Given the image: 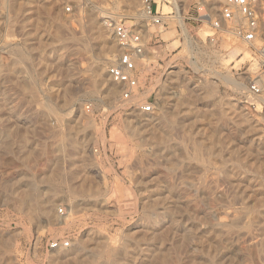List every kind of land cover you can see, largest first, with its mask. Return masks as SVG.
I'll use <instances>...</instances> for the list:
<instances>
[{"label":"rangeland","instance_id":"rangeland-1","mask_svg":"<svg viewBox=\"0 0 264 264\" xmlns=\"http://www.w3.org/2000/svg\"><path fill=\"white\" fill-rule=\"evenodd\" d=\"M200 1L151 0L183 20L148 34L145 0H0V264H264V96L250 51L188 20ZM111 16L146 36L150 114L107 74Z\"/></svg>","mask_w":264,"mask_h":264},{"label":"built area","instance_id":"built-area-1","mask_svg":"<svg viewBox=\"0 0 264 264\" xmlns=\"http://www.w3.org/2000/svg\"><path fill=\"white\" fill-rule=\"evenodd\" d=\"M143 9L149 27L164 28L169 22L176 21L173 14L157 12L151 0H145ZM188 20L213 30V38H232L250 50L255 72L245 97L251 105L260 103L264 96V0H203L196 4L194 14ZM107 25L113 30L120 48L108 66V74L120 89L121 101L126 102L144 92L141 67L149 62L145 56L147 40L139 26L128 24L124 18L119 21L108 19ZM135 107L144 113H152L155 102L147 101ZM50 247H71V242L54 240Z\"/></svg>","mask_w":264,"mask_h":264},{"label":"bare ground","instance_id":"bare-ground-1","mask_svg":"<svg viewBox=\"0 0 264 264\" xmlns=\"http://www.w3.org/2000/svg\"><path fill=\"white\" fill-rule=\"evenodd\" d=\"M133 5V4H132ZM131 5V3L130 4H128V7L129 8H131V7H134V6H132ZM144 6V5H143ZM142 18H144L145 17V13H144V9L142 10ZM177 14H178V17L176 16V19H178L179 20V22H180V24H181V22H182V20H183V17L181 16V13H180V11H179V9L177 8ZM92 16V15H91ZM93 17V16H92ZM91 17V18H92ZM110 19H112V20H115V21H117V19L115 18V17H112L111 16V18ZM91 22H90V25H91V28H95V24H96V22H95V20H90ZM98 29V28H97ZM92 30V29H91ZM146 32L148 33V34H151L152 32H151V30L149 29V27H148V25H146ZM116 42H117V40H116ZM117 44H118V42H117ZM105 46L103 47V52H102V54H101V63H98L97 65H96V70L98 71L97 73H99L100 71V73L101 74H99V77H101V80H102V83H106V80H105V78H104V73H103V64H104V60L106 61V60H112L113 58H111L110 59V57L113 55V53H114V50L112 49V48H110V46L108 47V46H106V44H104ZM243 45V44H242ZM119 46V45H118ZM15 47V46H14ZM120 49V48H119ZM12 49H10V51H11ZM18 50V49H17ZM16 50V51H17ZM15 51V52H16ZM246 51V50H245ZM250 51V50H249ZM17 53V52H16ZM119 53V52H118ZM22 54V53H21ZM246 54H248L247 52H246ZM118 55V54H117ZM113 56H115V55H113ZM19 57V56H18ZM116 57V56H115ZM114 60H115V58H114ZM256 66H257V64H256ZM107 74H108V67H107ZM109 75V74H108ZM107 77V76H106ZM110 77V76H109ZM111 78V77H110ZM103 85V84H102ZM114 85L115 86H117L115 83H114ZM237 87V89H241L242 90V88H240L239 86H236ZM117 88L119 89V87L117 86ZM106 92L104 93L105 94V96H106V98H112V96L114 95V93H115V91L112 89V88H109V85L108 86H106ZM119 91H120V89H119ZM66 93H67V90H66ZM146 92L144 91V92H140V94L137 96V97H135L134 99H132V100H129V101H126V102H132V104H133V107L132 108H136L135 106L136 105H139V104H141V103H145V102H147V101H150V100H147V99H139V100H137V98L138 97H140L141 95H144ZM67 94H69V93H67ZM66 95V94H65ZM64 95V96H65ZM63 97V96H62ZM119 97H120V95H119ZM143 97V96H142ZM65 99L67 98V96H65L64 97ZM71 99V98H70ZM67 100V99H66ZM120 101H121V99H119ZM178 101V100H177ZM183 101V100H182ZM126 102H124V103H126ZM155 102V101H154ZM178 104V103H177ZM186 104H187V102H186ZM183 105V104H182ZM192 105V104H191ZM162 106V105H161ZM180 106V105H179ZM186 106V105H185ZM178 106H176V108H177ZM180 107H182V106H180ZM179 107V108H180ZM165 108V107H164ZM183 108H184V106H183ZM190 109V108H189ZM135 110H138V109H135ZM139 111L140 112H142L140 109H139ZM142 113H144V112H142ZM146 114H150V113H146ZM166 117V116H165ZM166 128H164L163 130H165ZM167 134V133H166ZM163 135L165 136V134L163 133ZM163 135H161L162 136V138H160L161 139V141H162V139H163ZM168 135V134H167ZM167 135L165 136V137H167ZM164 137V138H165ZM166 139V138H165ZM164 140V139H163ZM25 183V182H24ZM28 185V184H27ZM155 186V185H154ZM22 187V186H21ZM25 187H27V186H25ZM29 188H30V186H29ZM155 188H157V187H155ZM159 189V188H158ZM26 190V189H25ZM157 190V189H156ZM27 191H28V193L30 194V196L29 197H31L32 199L34 198L33 197V191H37L36 193H38V190H36V189H32V190H28L27 189ZM26 191V192H27ZM87 191V190H86ZM150 192V191H149ZM168 192V191H167ZM45 193V192H44ZM43 193V194H44ZM55 193H56V191H55ZM154 193V192H153ZM155 193H157V194H153L152 195V198H153V200L154 201H158V202H160V200H161V202L162 203H166V205H169L170 206V203L172 204V200H171V198L170 197H160V195L158 194V191L157 192H155ZM160 193V192H159ZM40 194V193H39ZM58 194V193H57ZM151 194V193H150ZM169 195L170 193H166V195ZM45 195V194H44ZM171 196V195H170ZM6 197V196H5ZM8 197V196H7ZM35 198H36V196H35ZM38 198H42L40 195H38ZM47 198V197H46ZM162 198V199H161ZM27 199V198H26ZM52 200V199H51ZM51 200H48V201H45V202H43L42 201V203L40 204V213H41V215L45 218V220H46V223L49 225V224H62L64 221H67L68 220V218H70L71 217V215H72V213L73 212H71V211H67L68 213H66V214H68V215H66L67 217H60V216H62V215H58V214H56V212H55V208H56V202H51ZM21 204V203H20ZM31 204V203H30ZM29 205V204H28ZM22 206V205H21ZM32 206V205H31ZM175 206V205H174ZM26 207V206H25ZM176 207V206H175ZM34 208V207H33ZM38 208V207H37ZM58 208V207H57ZM167 208V207H166ZM166 208H164V209H166ZM34 210V209H33ZM168 210V209H167ZM29 211V210H28ZM57 211H58V209H57ZM64 211V210H63ZM32 212V211H31ZM163 212V211H162ZM38 213V212H37ZM33 214V213H32ZM36 215V214H35ZM99 246V245H98ZM61 248H64V249H68L69 247H59L58 249H61ZM78 251H79V254L81 255V256H84V255H90V256H98L99 255V251H98V253H96V251H94V252H92L91 251V249H88V248H84L82 245L80 246V247H78ZM103 252V251H102ZM102 252H100V253H102ZM61 255V254H60ZM76 255H78L77 253H76ZM101 255V254H100ZM83 258V257H82ZM104 261V260H103ZM78 262V261H77ZM106 262V261H105Z\"/></svg>","mask_w":264,"mask_h":264}]
</instances>
